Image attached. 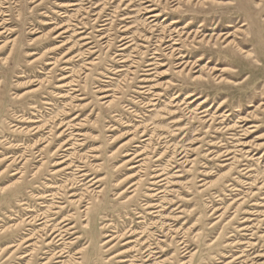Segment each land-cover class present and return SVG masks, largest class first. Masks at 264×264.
Returning <instances> with one entry per match:
<instances>
[{"label": "rangeland", "instance_id": "rangeland-1", "mask_svg": "<svg viewBox=\"0 0 264 264\" xmlns=\"http://www.w3.org/2000/svg\"><path fill=\"white\" fill-rule=\"evenodd\" d=\"M0 34V264H264V0H0Z\"/></svg>", "mask_w": 264, "mask_h": 264}, {"label": "bare ground", "instance_id": "bare-ground-1", "mask_svg": "<svg viewBox=\"0 0 264 264\" xmlns=\"http://www.w3.org/2000/svg\"><path fill=\"white\" fill-rule=\"evenodd\" d=\"M149 9L147 10V13H149V14H151L150 15V17H149V19H152L153 21L154 20H156L158 17H159V15L158 14H153L154 13V11H156L154 8H150V7H148ZM152 21V22H153ZM1 35V34H0ZM126 43H124L123 45H125ZM174 45H177V43H174ZM231 45V43H229L227 46H230ZM126 49V48H125ZM176 50H174L173 52H171V54H170V56H172V55H174V52H175ZM244 53H246V52H244ZM156 54H158V52L156 53ZM182 57L181 56H179L178 58H176V60H180ZM185 60V59H184ZM183 64V63H182ZM202 77H200L199 79H201ZM222 79V78H221ZM108 97H110V96H106L104 99H106V98H108ZM114 99V98H113ZM105 102H107V101H105ZM107 103H109V101L107 102ZM111 103V102H110ZM245 147H247V145H245ZM64 162H62V163H59V165H62ZM185 164V163H184ZM65 169H67V168H65ZM158 177H160V176H158ZM158 177H156V178H158ZM163 180H161V181H159V182H157L156 184H158V183H160V182H162ZM92 182V181H91ZM98 182H100L99 180L97 181V182H95L96 184L98 183ZM95 184V185H96ZM95 185H92V186H95ZM81 186H85V184H80V186L79 187H81ZM72 190H73V188H72ZM48 197H50V195L48 196ZM75 197H77V196H75V195H71L70 196V198H75ZM154 197H157V195H154ZM82 200V198H80V199H78L77 201H75L74 203H79L80 201ZM149 208V207H148ZM58 212H56L55 214H57ZM47 217H45V216H43V215H38V216H36V217H28V219H27V221H29V223L28 224H31V223H35V224H37V226H44V230L45 231H47V233L48 232H50L49 233V236L48 237H54V240H57V239H59V241L57 242V243H59V242H61V241H65L66 240V237H67V235H64V233H66L65 231H63V229L67 226V224L66 225H64L61 229H59V230H54V229H51L52 228V226H48L47 225ZM66 221H68V220H65V221H63V222H61V224L63 225V224H65L66 223ZM38 222V223H37ZM50 227V228H49ZM43 230V231H44ZM263 231V230H262ZM133 235H138L137 233L136 234H133ZM26 242H28V240L26 241ZM109 243V242H108ZM132 243H135V242H129V244H132ZM140 243V242H139ZM51 244V243H50ZM54 244V243H53ZM183 244V243H182ZM67 252L66 251H64V250H62V251H59V252H57L55 255H53V256H51V258H49L48 259V261H47V263L46 264H50V263H52V262H54L55 261V264H62V262H61V260L60 259H62V258H64V255L66 254ZM123 254H126V252H124V253H122V254H119V255H117L116 257H120L121 255H123ZM158 254H160V252H158L157 251V248L155 247H150L149 249H147L144 253H139L138 252V254H137V256H135V257H133V261L132 262H130V261H128V260H125V261H122L121 263H128V262H130V264H151V262L156 258V256L158 255ZM126 257H129V256H126ZM115 258V257H114ZM157 259V258H156ZM156 264V263H155Z\"/></svg>", "mask_w": 264, "mask_h": 264}]
</instances>
